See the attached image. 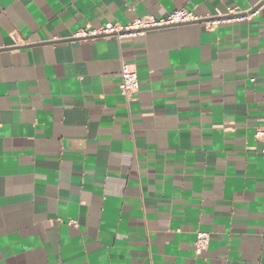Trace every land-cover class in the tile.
Returning a JSON list of instances; mask_svg holds the SVG:
<instances>
[{"label": "crops", "instance_id": "0c3cea01", "mask_svg": "<svg viewBox=\"0 0 264 264\" xmlns=\"http://www.w3.org/2000/svg\"><path fill=\"white\" fill-rule=\"evenodd\" d=\"M259 2L0 0V264H264Z\"/></svg>", "mask_w": 264, "mask_h": 264}, {"label": "built area", "instance_id": "2783aa9c", "mask_svg": "<svg viewBox=\"0 0 264 264\" xmlns=\"http://www.w3.org/2000/svg\"><path fill=\"white\" fill-rule=\"evenodd\" d=\"M259 7H264V0H260ZM259 8H256L257 11ZM255 11V13H256ZM254 14V13H253ZM251 14V15H253ZM232 18V21H240L243 17L236 15L233 10L227 9L226 13H216L213 16L205 20V25L207 27L216 26L220 22H223L224 18ZM247 18V17H245ZM200 18L195 16L193 13L185 10H175L171 12L167 17L163 19L156 20L152 17H141L134 19L125 27H117L111 24L104 25L98 31H94L91 36H103V37H135L143 36L147 31L156 30L164 27H174L180 25H187L196 23ZM80 37H87L88 34L80 33ZM138 76L136 70L130 69L126 65H122L120 73V84H119V94L129 102L138 93ZM261 103L264 106V96L261 99ZM262 125L258 127L255 131L254 138L257 142L263 143L264 145V118ZM260 152L264 154V147L261 148ZM210 235L205 231L195 232L194 241V254L195 256H200L204 251L207 250L209 245Z\"/></svg>", "mask_w": 264, "mask_h": 264}, {"label": "water", "instance_id": "95a60500", "mask_svg": "<svg viewBox=\"0 0 264 264\" xmlns=\"http://www.w3.org/2000/svg\"><path fill=\"white\" fill-rule=\"evenodd\" d=\"M197 22H200V21H197ZM197 22H196V23H197ZM99 37H103V36H99Z\"/></svg>", "mask_w": 264, "mask_h": 264}]
</instances>
